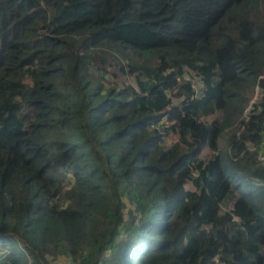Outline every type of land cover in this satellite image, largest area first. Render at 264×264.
<instances>
[{"label":"trees","instance_id":"obj_1","mask_svg":"<svg viewBox=\"0 0 264 264\" xmlns=\"http://www.w3.org/2000/svg\"><path fill=\"white\" fill-rule=\"evenodd\" d=\"M261 156L264 0H0V264H264Z\"/></svg>","mask_w":264,"mask_h":264},{"label":"rangeland","instance_id":"obj_2","mask_svg":"<svg viewBox=\"0 0 264 264\" xmlns=\"http://www.w3.org/2000/svg\"><path fill=\"white\" fill-rule=\"evenodd\" d=\"M109 69L112 70V74H109L108 75V78L111 80V82H114L116 84H130L133 82V77L132 76H129L125 69L118 66L114 60L110 59V62H109ZM196 85V83H195ZM256 92V91H255ZM258 93H255L252 100H251V104L254 102L256 96H257ZM250 108V106L247 108V110ZM213 118V117H212ZM177 137L176 135H173L171 133H165L164 134V141H165V144L169 145L173 140H175ZM205 157H209L211 155V152L210 151H206L204 153ZM187 187H191L190 184L187 185ZM0 250L3 251L4 249L1 247L0 245ZM52 258L49 257V260H51ZM57 261L59 262H63V263H66V260H64L63 257H58L57 258Z\"/></svg>","mask_w":264,"mask_h":264},{"label":"built area","instance_id":"obj_3","mask_svg":"<svg viewBox=\"0 0 264 264\" xmlns=\"http://www.w3.org/2000/svg\"><path fill=\"white\" fill-rule=\"evenodd\" d=\"M264 158V156H261V159H263Z\"/></svg>","mask_w":264,"mask_h":264}]
</instances>
